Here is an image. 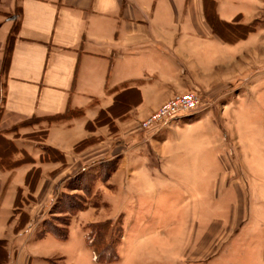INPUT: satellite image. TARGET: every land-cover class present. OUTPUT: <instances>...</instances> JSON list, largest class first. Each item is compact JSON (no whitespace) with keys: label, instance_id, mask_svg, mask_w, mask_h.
I'll return each instance as SVG.
<instances>
[{"label":"crops","instance_id":"obj_1","mask_svg":"<svg viewBox=\"0 0 264 264\" xmlns=\"http://www.w3.org/2000/svg\"><path fill=\"white\" fill-rule=\"evenodd\" d=\"M189 92L220 109L182 115L151 131L161 159L128 163L132 170L122 173L120 188L184 182L179 206L188 223H176L174 192L152 188L146 204L131 194V206L111 208L122 230L115 262L98 263L86 244L84 224L105 220L88 219L90 209L75 215L80 224H71L64 241L43 232L33 217L44 216L53 191L102 145L76 152L78 144L104 135L140 147V122ZM262 102L264 0H0V168L9 161L0 169L3 264H220L245 224L242 217L264 201V161L246 165L234 158L241 149L237 115ZM100 112L115 134L108 126L86 129ZM38 131L41 139L34 138ZM179 151L185 160L175 159ZM34 167L46 194L39 198L36 191L35 202L20 199L16 206L17 190ZM208 184L215 186L209 191ZM23 214L29 221L16 230L12 217Z\"/></svg>","mask_w":264,"mask_h":264},{"label":"rangeland","instance_id":"obj_2","mask_svg":"<svg viewBox=\"0 0 264 264\" xmlns=\"http://www.w3.org/2000/svg\"><path fill=\"white\" fill-rule=\"evenodd\" d=\"M196 94L199 96L201 103L195 112H206L208 110L210 111L220 109L219 103L215 101L203 103L201 95L198 93ZM243 106L244 104H242L241 107ZM250 111L248 109L245 110L244 108L240 110L239 115H237L240 118L238 120V139L241 149L238 155L236 153L234 155L236 161H240V163H246V165L257 160L264 161V102L258 105L253 104ZM141 123L142 121L140 122V124ZM140 124L139 131L143 134L142 138L138 141V143H140V147L134 146L137 144V142L135 144L131 142L123 143L124 139L122 138L114 137L110 140L105 138L104 135L95 136L89 141L91 142L89 146H93L96 143H100L102 145L97 146L92 152H89L91 154H89L87 156L88 158L83 162H86V164H83L82 168L78 172H75L71 180H68L66 184L60 186L56 191H53L56 192V194H54L55 200L52 205H49L50 209H47V212L44 214V216L42 217L40 214L33 217L34 221H39V223L42 225L43 232L46 231L44 229V225L48 226L52 224L62 230L67 231L68 236V231L71 224H76L75 226L80 224V219H78L77 221L75 220V215L78 214V212L75 215H71L70 207L72 205H74L75 207L83 205L85 206L84 209L80 210L79 212L84 211L85 209H90L88 219L105 218V220L100 221V223H103L109 220L107 219L108 217H112L109 220L112 221V226L110 228L111 231L106 234V238L107 241L111 242L110 244H113L112 249H114L117 254V246L122 235V233L120 235L121 217L117 215H110L111 208L113 211H117L123 204L127 203L131 206V204L133 203V201L131 200L132 197L129 196L131 194L137 198L139 203L146 204L148 203L149 199L152 200L151 196L153 195L154 190L158 192L161 191V193L168 191L174 192V195H176L177 199L172 201V203H175L177 209L174 210L173 208L172 210L175 211V214L174 211L172 213L176 216V223L178 227L185 225V223H188L190 215L188 214L187 210H185V207L182 206L183 208H181L179 206L183 197L181 185H183L184 182H182L181 185L178 186L156 181V183L152 185L131 184L126 192L120 189L121 187L124 188L125 186L124 182H122L123 179L121 181L122 173L132 170L131 168L126 167L128 163L134 162L137 159H161L159 153L157 152L158 147H156V144L153 142L151 131L143 130ZM116 132L117 129L112 134H115ZM35 136L36 137L34 138H37L38 136L41 139L42 132L38 131ZM235 140L237 141V139L234 138V142ZM89 146H87L86 148H88ZM107 149H109L110 152H108ZM106 151L108 152L107 154ZM7 153L8 150L6 154ZM36 153L37 152H34L35 156H37ZM183 153V151H179L180 156L175 157V159L185 160L186 156ZM18 155L20 156V154ZM168 155L169 151L166 152L165 157H167ZM21 159H23V157ZM7 161H4V163ZM4 163L2 164V167L0 169L5 168L4 166H6V164ZM16 163L17 165L19 164V162ZM36 163L39 162L36 161ZM7 170H11V168ZM116 170L117 175L113 179L111 178V180L108 181V179ZM133 170L136 169L133 168ZM30 173L31 176L29 177L28 182L20 186V188H18L17 190V196L19 193V197L22 200L23 204H32V202H35V192H38L37 196L40 198L41 196L46 194L48 186L46 184L38 185V180L40 179L41 175V169L39 167L32 168V171ZM173 177H179V174H175L173 175ZM214 186L215 184H208V190L210 191V189H212ZM152 188H154V190ZM261 188L264 192V186H262ZM143 192L146 194L148 192L150 193V195L145 194V196H143ZM67 196L71 197L70 200L72 199V202L68 198H66ZM75 197L79 198V200L77 201ZM22 202L20 203L22 204ZM110 204L112 205V207ZM135 204L137 205V201H135ZM255 204L256 206L253 209V212L242 217V222H244L245 224L243 227H241L237 237L234 239L233 243L226 251V254L223 255L220 264H263L260 260V256L264 247V201H262V203L258 201V204L257 202H255ZM213 209L214 208L212 207L209 208V211H211L209 212V220L212 223L217 219V216L212 215ZM147 210H149V214L154 211L153 209ZM15 218H17L18 221L16 228L25 226V224L29 221V217L26 214L14 215L12 217V220H15ZM225 218L228 220L230 219V222L234 223L236 221L239 222V219L241 217H237L236 221H234L232 217ZM89 224H84L83 227L85 231V237H87V235H89L90 233L89 229L87 230L86 228ZM42 230L40 229V231H37L36 234H38V236L41 235L43 233ZM90 237L93 238L94 236H91L90 234ZM73 238L76 239L77 237L73 236ZM4 257L5 255L0 254V259H3Z\"/></svg>","mask_w":264,"mask_h":264},{"label":"trees","instance_id":"obj_3","mask_svg":"<svg viewBox=\"0 0 264 264\" xmlns=\"http://www.w3.org/2000/svg\"><path fill=\"white\" fill-rule=\"evenodd\" d=\"M72 115L79 116L80 113L79 112L71 113V114L70 113H65L63 115L49 117V118L46 119V121L48 123L58 122V121H62V120L68 119ZM35 121H37V120H32L31 122H35ZM102 126H108L109 129L112 132H115V130H116L113 121L111 119H109L104 112H100L99 116L97 117V119L93 123H88L86 125V129L87 130H93L96 127H102ZM89 141L90 140H85V141L81 142L80 144H78L76 146V148H75L76 152H80L81 150H83L87 146H89L91 144V142H89ZM30 176H31V173H29L27 175L26 183L28 182ZM66 198H68L70 200L71 197L67 196ZM75 199L77 201L79 200V198H77V197H75ZM19 204H20V197H19V193H18V196L16 198V206H18ZM84 207L85 206H83V205H80V206H77V207L72 205L70 207L71 215H75L80 210H83ZM64 225H67V224H64ZM111 226H112V221L108 220V221H105L103 223H100V222L99 223H92V224H89L86 227L87 230L89 229V231H90L89 235H87V237H85L86 244H87V246H89L90 248L93 249L95 260L98 263H112V262H115L118 259L116 251H114V249H112V245L113 244H110L111 242L107 241V238H106V236H107L106 234L109 231H111V229H110ZM23 227L20 226V227L16 228V230H19V229H21ZM44 229L46 230V231L44 230L45 232L54 235L59 240L64 241V240L67 239V231L62 230L59 227H56V226L50 224L48 226L44 225ZM121 233H122V230L120 231V235H121ZM90 234H91V236L93 235L94 237L91 238ZM4 247H5L4 241H0V254L5 255V257L3 259H0V264H3V262L6 260V257H7Z\"/></svg>","mask_w":264,"mask_h":264},{"label":"built area","instance_id":"obj_4","mask_svg":"<svg viewBox=\"0 0 264 264\" xmlns=\"http://www.w3.org/2000/svg\"><path fill=\"white\" fill-rule=\"evenodd\" d=\"M200 103V98L196 93L176 95L143 120L140 126L145 131L166 128L178 117L194 113Z\"/></svg>","mask_w":264,"mask_h":264}]
</instances>
